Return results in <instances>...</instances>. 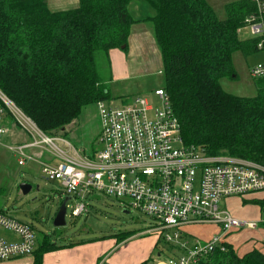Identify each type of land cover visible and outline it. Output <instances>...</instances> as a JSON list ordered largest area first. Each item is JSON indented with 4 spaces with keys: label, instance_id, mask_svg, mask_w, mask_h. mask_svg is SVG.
I'll list each match as a JSON object with an SVG mask.
<instances>
[{
    "label": "trees",
    "instance_id": "obj_1",
    "mask_svg": "<svg viewBox=\"0 0 264 264\" xmlns=\"http://www.w3.org/2000/svg\"><path fill=\"white\" fill-rule=\"evenodd\" d=\"M138 4L148 7L136 12ZM224 11L220 18L208 0H78L62 10H52L47 0H0V89L45 132L64 131L86 106L113 98L98 62L107 59L112 69L110 51L127 50L133 25L143 21L159 47L162 87L184 143L209 155L264 163V79L254 78L253 97L222 84L237 75L236 52L264 49L259 36H240L247 18L260 14L258 3L233 0ZM256 204L264 208V197ZM133 234L116 235L118 243ZM54 236L62 231L37 236L33 264L63 246ZM208 258L199 264H264L256 248L241 258L232 248H217Z\"/></svg>",
    "mask_w": 264,
    "mask_h": 264
},
{
    "label": "built area",
    "instance_id": "obj_2",
    "mask_svg": "<svg viewBox=\"0 0 264 264\" xmlns=\"http://www.w3.org/2000/svg\"><path fill=\"white\" fill-rule=\"evenodd\" d=\"M257 3L260 14L247 22L252 34L261 38L257 46L263 49L264 0ZM250 74L264 79V62L253 65ZM154 95L156 103L143 95L120 106L111 100L98 101V147L86 151L62 136L43 132L0 89V144L5 136L15 135L16 127L25 133L26 141L6 147L20 166L40 164L45 179L57 181L77 200L71 216H80L87 210L85 199L101 192L116 198L129 212L137 210L152 218L145 234L163 238L170 249L157 264H199L215 249L225 250L231 233L259 228L260 221L241 219L219 203L263 193L264 163L209 155L202 147L185 144L169 95L163 88H156ZM195 224H215L219 231L208 240L191 237L187 227ZM0 226L19 236L17 242L0 237V261L33 253L37 236L31 224L0 210ZM97 264L110 263L105 257Z\"/></svg>",
    "mask_w": 264,
    "mask_h": 264
},
{
    "label": "rangeland",
    "instance_id": "obj_3",
    "mask_svg": "<svg viewBox=\"0 0 264 264\" xmlns=\"http://www.w3.org/2000/svg\"><path fill=\"white\" fill-rule=\"evenodd\" d=\"M230 1L233 0H208L220 18L225 17L224 6ZM134 6L133 10L136 12L142 10L141 4ZM131 33L134 35L129 40L127 50L117 48V52L113 54V64L116 70L115 80H112V69L109 68L107 59H100L98 62L100 73L106 80L113 96L110 102L116 106H120L123 104V100L127 101V99L136 95L147 96L151 102L156 103L157 98L154 95V90L163 88L162 57L150 24L143 21L139 22L133 25ZM240 36L242 38L255 37L250 27H245ZM258 62H264V49L247 56L242 52H236L234 54V65L237 75L236 77H224L222 79L224 89L237 96H255L257 93L256 79L251 76L250 68ZM125 95L127 98L123 97ZM26 115L28 114L26 113ZM29 117L32 119L31 116ZM98 118V107L95 103L86 106L81 115L67 125L64 131L55 129L47 131V133L36 125L50 136L66 138L78 150L85 149L89 151L91 148L98 147ZM17 129L16 127L15 130L17 131ZM23 135H25L24 132ZM7 139L8 136H5L1 145L8 142ZM24 139L26 138L24 137ZM22 182L32 185L31 191L26 195L19 193V185ZM67 197L69 196L61 189L57 181L47 180L43 177L40 164L28 162L26 165L20 166L17 156L8 148L0 147V206H6L7 208L13 206L14 209L11 210L10 208L12 215L23 222L31 224L36 231V236H40L42 233L52 235V232L57 229L53 225V220L61 203ZM263 197L264 192H261L229 197L220 201V208H228L233 215L241 219H254L261 222L259 228L254 231L251 230L252 232L249 231L243 234L245 230L236 231L238 235H244L239 243L235 241L237 245L245 244L248 239H250L249 243H253L254 246L263 241L264 208H260L256 204L257 199ZM85 202L87 210L80 216L74 217L71 216V210L76 205L77 200L70 198L67 201V224L59 228L62 231V237L55 238L54 236V239L58 241L66 239L84 240L85 243H95L94 246L99 245H96L98 241H103L104 245L102 246L106 248L105 250L114 248L110 252L113 259L119 257L128 260L129 264L134 259L140 262L148 258L149 243L153 237H156L153 235L154 233L145 234L147 232H144L150 224H153L150 216L137 210L126 213L121 202L101 192L89 195ZM203 225L188 226L190 236L205 237L213 232L212 227H203ZM121 233L137 234L116 247L115 243L118 240L116 235ZM157 242L158 248L154 250L147 264H156L157 254L166 246L163 238L160 241L157 238ZM227 244L229 243L225 244L226 249L232 248L240 258L247 253L240 251L233 243L228 247ZM90 248L92 249V247ZM165 253L161 254L164 256Z\"/></svg>",
    "mask_w": 264,
    "mask_h": 264
},
{
    "label": "crops",
    "instance_id": "obj_4",
    "mask_svg": "<svg viewBox=\"0 0 264 264\" xmlns=\"http://www.w3.org/2000/svg\"><path fill=\"white\" fill-rule=\"evenodd\" d=\"M47 1H48V4H49V7L52 10L70 9V8H74V7H76L78 5V0H47ZM147 7L148 6L142 5V9L143 8L147 9ZM133 35L134 34H131L130 39H131V37H133ZM115 52H117V48L112 49L110 51V54H109L110 55V60H111V68H112V80H115V74H116V70H115V67H114V64H113V54ZM123 97L127 98L126 95L123 96ZM145 97H147V96H145ZM148 99H150V98H148ZM15 135L13 137L8 136V139H7L8 142H4V145L0 144V147L1 148L3 147L4 149L5 148L7 149V147L5 145L7 143H21V142L27 140V137L25 135H23V133H20V132L17 133V131H16ZM24 137L26 139H24ZM19 190H20V188H19ZM19 193H22L21 190L19 191ZM10 208L11 207L7 208L6 206H3V207L0 206V210H3L5 212H7L8 214L12 215L11 210L14 209V207L12 206L11 210H10ZM13 217H15V216H13ZM206 226L212 227V231L213 232L210 233V234H207L205 237L197 235L196 238H200L202 240H208L212 235H214L215 233H217L219 231V226L218 225H215V224H204L203 225V227H206ZM202 230H204V229L202 228ZM245 231H247V232H245ZM245 231H244L243 234H246L249 231L252 232L251 230H245ZM136 234L127 237L125 240H123L120 243H118V241L116 240L117 242L115 243V246L117 247L119 244L124 243L125 241H127L131 237L135 236ZM231 234H230L231 236L230 235L228 236L227 242L229 244H231V245L233 243L236 248L240 249V251L249 252L252 249L257 248L261 252L264 253V230H263V234H262L263 241H261L259 244H255V246L252 245L253 243L252 244L249 243L250 239H248L245 242V244L237 245L235 243V241L237 243H239V241L242 238H244V235L243 234H239L238 235L236 233V231L231 233ZM0 237L4 238L5 240H7L9 242H17L19 240V236L15 232H13L11 230H8V229H6V228H4L2 226H0ZM236 237H238V238H236ZM58 242H59V245H63V246L58 248V249H55L53 251L45 253L44 256H43V264H97L101 259H103L105 257H107V260H108V262L110 264H129L128 260H124V259H121L119 257L116 258V259H113L112 258L113 255L110 252L114 248H109V249L105 250L106 248L102 246V245H104L103 241H101V242L98 241L96 243V245L97 244H99V245H97V246H94L95 243H85L84 240L75 241V240L66 239V240H62V241H58ZM69 243H71V244H69ZM157 243H158L157 242V237H153V239L151 240V242L149 243V246H148V253H149L148 254V258L145 259V260H142L140 262H138V260L134 259V260H132L130 262V264H135V263L136 264H147V262L150 259L151 255H153L154 250L158 248ZM90 247H92V249ZM162 250H163V253L164 252H166V253L163 256L161 254V252L159 251V253L157 254V257L155 258L156 264L158 263L159 259L165 258L170 253V249L168 247H166V246ZM208 259L209 258L205 259L204 261H206ZM33 262H34V255L32 253L31 255H25V256H21V257H15V258L7 259V260H2V261H0V264H33Z\"/></svg>",
    "mask_w": 264,
    "mask_h": 264
},
{
    "label": "water",
    "instance_id": "obj_5",
    "mask_svg": "<svg viewBox=\"0 0 264 264\" xmlns=\"http://www.w3.org/2000/svg\"><path fill=\"white\" fill-rule=\"evenodd\" d=\"M125 47V45H123L121 47V49H123ZM19 188L21 190V192L23 194H28L31 189H32V185L27 183V182H22L20 183L19 185ZM70 199V197H67L63 200V202L61 203L55 217H54V220H53V225L56 227V228H60V227H64L66 224H67V221H66V214H67V201ZM124 212L126 213H129L128 210H124Z\"/></svg>",
    "mask_w": 264,
    "mask_h": 264
}]
</instances>
